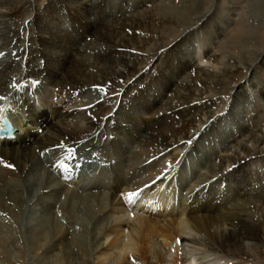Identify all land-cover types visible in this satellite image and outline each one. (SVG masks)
<instances>
[{
	"label": "bare ground",
	"instance_id": "6f19581e",
	"mask_svg": "<svg viewBox=\"0 0 264 264\" xmlns=\"http://www.w3.org/2000/svg\"><path fill=\"white\" fill-rule=\"evenodd\" d=\"M119 1L46 0L41 5L42 2L35 0H0V94L9 93L13 88L22 89L20 85L24 90L25 81L32 78L39 79L37 83L58 87L52 97L62 93L63 99L58 110L53 109L56 106L54 100L49 110H39L33 97L28 96L19 100L18 108L3 109L0 106V126L3 125L2 117L7 116L17 127L11 137H4L5 134L0 137V264H25V241L20 227L26 204L31 212L39 207L42 216L32 227L27 224L29 228L26 229L33 264H92L91 251L98 264H132L129 259L133 257L144 264H163L164 261H169V264H196L197 257L189 250H182V243L191 241L185 237L190 230H206L208 241L204 243L210 245L209 249L225 252L224 255L229 257L246 255L242 247L245 238L264 243V216L251 218L241 210L239 205L243 204L238 201L239 197L259 200L264 196L261 185L264 134L251 130V122L255 118H250L251 122L241 127L242 135L249 134L248 139H252V147L238 140L224 146L226 151L237 150L229 158L213 152L208 154V162L202 163L201 168L206 165L209 174L198 171L195 176L194 173V180L182 185L189 193L175 194L176 188L170 176L174 173L178 157L175 151L186 140L192 141L195 136L200 138L205 134L207 127L203 126L200 113L206 118L212 117L211 112L202 106L209 98L199 93L189 96L190 84L183 86L181 83L176 89L186 69L181 61L176 64H172L170 59L160 62L156 69L165 76L164 83L159 82L160 90L156 84L147 86L144 81L151 73L148 75L149 70L142 61L149 49L145 36L156 34L146 26L140 27L144 22L140 13L141 9L147 8L145 3L151 0ZM56 2L69 3L68 9L75 13L73 25L82 26V35L77 32L78 27L71 33L64 28L55 8ZM85 10L86 15H80ZM99 24L105 28L100 34L109 37L111 47L106 44L96 49L93 47V60L90 61L91 49L87 46L82 48L79 43L88 33L96 32ZM132 25L151 33L126 36L121 27L131 28ZM25 30L29 31L28 35H25ZM100 34L96 35L97 38ZM34 42L39 43L35 50ZM156 46L159 47L158 44ZM190 58L191 67H195L194 61L201 60V48L197 47ZM262 62L264 64V58ZM120 66L123 69H119ZM252 76L245 79L246 83L250 82L249 86L255 84ZM94 86H103L106 93L94 91ZM249 86L245 83L238 85L233 97L247 95ZM126 92L131 94L127 107ZM82 95L89 97L88 105L82 102ZM257 95L264 100V90ZM43 97H40V102ZM76 97L80 103L74 101ZM117 109L120 110L119 115ZM142 118L145 120H138ZM103 135L107 136L104 138ZM77 148L81 149L80 152L73 150ZM70 153L75 154L72 159ZM171 153L174 154L173 160L167 163L164 157ZM88 154H95L99 165L107 161L109 166L97 167L101 168L98 174L86 177L80 174L79 180L71 173L74 174ZM257 159L262 162V173L256 171L253 177L250 165ZM217 162L221 171L230 164L226 172L228 177H224L236 184L237 200L230 202L226 197H220V204H201L197 199L204 184L220 181L216 176L217 166L214 167ZM9 164L12 167H7ZM33 168L46 173V182L40 186L42 194L39 192V197H34L29 184ZM59 172L62 176L58 175ZM192 192L193 197L190 196ZM130 193L135 195L130 196ZM76 201L79 204L75 205ZM133 202L137 206L143 204L145 210L141 212H146V215L131 213L129 208ZM226 204L238 209L237 212L224 211ZM79 205H83L92 217L94 232L91 233L94 235H91V245L90 241L89 244L77 242L68 225L64 227L63 222L57 219L58 214L63 218H74ZM161 208L160 212L158 209ZM149 209L156 213L151 211L147 214ZM200 210L205 214L199 216ZM159 213H163L161 221L154 220L152 216ZM214 224L227 225L228 233L213 237L207 229ZM260 255L261 261L250 264H264V251ZM123 258L126 260L122 261ZM199 258L202 260L200 264H220L222 259L207 256L203 261L204 257Z\"/></svg>",
	"mask_w": 264,
	"mask_h": 264
},
{
	"label": "rangeland",
	"instance_id": "374dc122",
	"mask_svg": "<svg viewBox=\"0 0 264 264\" xmlns=\"http://www.w3.org/2000/svg\"><path fill=\"white\" fill-rule=\"evenodd\" d=\"M35 1L42 2L41 3L42 5L46 0H35ZM116 1L118 2L119 0ZM151 1H147L145 3L144 7L147 8H143L144 10L141 9V13H140L141 17L144 20L143 24L140 27L146 26L147 29L153 30L156 34L153 35L152 33V35L147 34L145 36V39H148L146 40V42L149 46L148 50L150 51L146 50L147 52L146 56L142 61H144V63L146 64V68L149 70L148 75L151 73V76L149 77L148 80L144 82L147 84V86L149 84V87H151L153 84H156L160 90L161 86L159 85V82L164 83L165 76L161 71L159 70L157 71L156 69L157 65H159L160 62H164L167 59H170V61L172 60V64H176L178 61H181L182 65H184L183 67H185L186 69L184 71V74H182L183 79L182 77L180 78V80H178L177 78L179 83H177L178 86H176V89H179L177 87H179L181 83L183 86L184 85L188 86L190 84L192 88L190 90L191 95L189 96H192V94L195 93H199L205 96L206 99L209 98V100L204 104H202V106H205L206 109H208L212 114L211 118H206L202 113H200L203 119V126L207 127V128L205 127L207 129L205 134L203 136H200V138L195 136L194 139H192V141L189 140L190 143L189 141L186 140L183 144L178 146L177 150L175 151V154L178 156L177 157L178 159L177 158L175 159L176 161L175 163L176 166L174 165L175 174L171 173L170 176L171 179H173L176 188V189L174 188L175 194L181 195V193L182 194L189 193L186 189L182 187V185L184 186L186 184L191 183L192 180H194L192 179L194 173L195 176L198 174V171H201V173L203 174L204 173L209 174L206 165H204L203 168H201L202 163L208 162L207 161L208 154L213 152L214 155L219 154L218 156H221L222 158H229V156H233L237 152V150L232 149V151L231 150L226 151L224 150V146H226V144L230 145L232 143H235L238 140L239 143H244V144L246 143L248 146L251 147L253 146L252 139H248L249 134L242 135L243 130H241V127L251 122L250 118H255L254 121L251 122L252 123L251 130L257 131L258 133L262 132L264 134V100H262L257 95L260 93V91L264 90V64L262 62V59L264 58V0H186V1L151 0ZM56 5L55 8L57 10V13L62 18L61 22L63 23L64 28L69 30V33H71L74 31V28L78 27L79 30L77 29L78 30L77 32L80 35H82V33L84 32L82 26L75 27L73 25L72 19L75 13L70 11V9H68L69 8L68 6H70L69 3L67 2V4L63 5L61 2H56ZM80 15L83 16L86 15V10L83 13H80ZM28 18L29 17H27L26 19ZM181 18L183 20H181ZM116 28H118V25H116ZM121 29L127 33L126 34L124 32L126 36L130 35V37L138 33H139L138 35L144 36L142 32L151 33L150 30H148L149 32H146L141 28L138 29L136 25H132L131 28L130 26L129 28L121 27ZM103 31H105V28L102 29L100 25V27L96 30V32L88 33L85 40L79 43L80 47L84 48L87 46V48L91 49V51L90 49L86 51L88 52L87 54H89L90 51V55H92L90 58L87 56V58H89L90 61L93 60V55H94L93 51L96 48H99L101 45L103 46L104 44L109 45V47H111V44L109 42L110 39H108L109 37L105 38L106 35L100 34ZM28 33L29 31L25 30V35H28ZM98 34L101 35L99 38H97L96 36ZM38 44H39L38 42H34V44L32 45L33 50H35V48L39 46ZM157 44L159 45V47L156 46ZM113 45L115 46L114 43ZM93 47H95V49ZM156 47H158L157 51H156ZM197 47L201 48V60L194 61L195 67H191L192 65L190 64L192 59L190 58V56L193 55ZM204 54L206 55L205 56L206 58L204 57ZM237 66L238 69H236ZM119 69H123V67L120 66ZM250 76L253 77L252 79L255 82V84L249 86L248 84H250V82L246 83L245 79L247 77L249 79ZM151 79L153 80L155 79V80L150 82ZM38 81L39 79L36 81L35 79L28 78V80L25 81L26 86L24 90H23V86L20 85V88L22 89L15 90V88H13L9 93L0 94V98H1L0 106L3 109L18 108L20 106L19 103H21L19 100H22L25 96H28V97H33L35 107L38 108L39 110H46V109L49 110L50 109L49 105L52 100H54L55 102L54 104H56V106L53 107V109L58 110V108L62 106V102H63L62 93H60L58 96L52 97V93L54 91H57L58 87H53L52 85L46 83L40 84L37 83ZM120 83L122 84V80L119 81V85ZM244 83L246 86H249L248 87L249 90L247 91L248 93H246L247 95H244L243 97H239V98H234L233 96L237 86ZM115 88H116V84H115ZM112 89L114 90V86L112 87ZM13 93H15L16 95L15 98H13ZM42 95L44 97L42 98V102H40V97ZM130 95H131L130 92H126V101H127L126 107L128 106V104H130L129 102ZM82 96L84 97L82 98L83 99L82 102L89 104L90 103V101H88L89 97L87 98L84 95ZM78 97H76L74 101L78 100L79 99ZM45 98L46 101H43ZM80 101L81 100H78L79 103ZM116 111L117 113L120 112V110L118 109ZM117 115H119V113ZM143 116L146 117V115ZM138 120L144 121L145 118ZM24 121L26 122V119H24ZM24 121H22V124H25ZM105 127L108 130V126ZM105 136L107 135H103L104 138ZM1 144L2 141L0 140V145ZM88 149H89L88 152L90 153L91 147ZM73 150L74 151L78 150L77 152H80L81 149L77 148ZM68 154L69 153H67V155ZM73 155L75 156V154ZM88 155L89 156L87 158V162H89V160L91 159L95 160L94 157L95 154H91V155L88 154ZM173 156L174 154L172 153L167 154V156L164 157V160L167 163H170L173 160L172 159ZM67 160H69V158ZM95 161L91 165H88L87 163L85 164L80 163L81 166L78 167L76 170H78L79 172L81 169L82 172L81 176L84 175V177H86L85 175H90L93 173L98 174L101 168L98 169L97 167H101L102 165L104 167L109 166V163L107 161H102V165L98 164L100 161H98L97 164L95 163ZM260 161H261L260 159H257L251 162L252 164L250 165V167L252 168L251 171L252 175L256 171L262 173V169H261L262 162ZM214 164H215L214 167L217 166L216 176H218L217 179L220 181L215 182L214 184L212 183L204 184L203 188H201L202 191L200 192L199 195L200 197H198L197 200L199 203L205 205H208L210 203L220 204L219 200L221 198L226 197L230 202H233L234 199H236V193L234 191L236 190L235 189L236 184L232 181L225 180V177H228V174L226 172H228L229 170L228 168H230V164L229 165L227 164L226 169L225 170L223 169L224 171H221V169H219L218 162L217 164L216 163ZM65 168H68V166L67 167L65 166ZM34 170L36 171L37 169L33 168V172L30 174V176L32 177H30L31 179L29 180V184L30 187L33 189L32 192L35 195L34 197H39V195L42 194L40 186L42 187L44 185L43 183L46 182V179H44L46 178V173H44L42 170H37L36 171L37 174H40L37 175ZM92 170H95V172H91ZM42 174L43 175L45 174V176L43 177ZM255 176L256 175H253V177ZM262 177L263 179L261 181V185L263 184L262 186L264 190V172ZM78 179L80 180V175ZM222 179H224V181ZM32 180H35V182L34 181L33 182L36 184H34ZM179 181L182 182L181 185L178 183ZM177 183L179 187L176 186ZM72 187L74 188L75 185H73ZM170 187L172 189L171 184ZM255 187L257 188L258 184H256ZM75 189L77 190L78 188ZM110 191L112 192L113 189H111ZM39 192L41 194H39ZM205 193L207 196L206 195L203 196V194ZM193 194L194 192L190 193V196L193 197ZM60 198L62 199L63 195ZM261 199L259 200L255 198L249 199L248 197L245 196V197H239L238 201L239 203L241 202L243 204V206L239 205L242 207L241 210H245L251 216V218L253 217L254 219L255 218L261 219L264 216V210H263L264 196ZM76 204L79 203H77L76 201L75 205ZM79 207L80 209L75 211V214L77 216H75L74 218H70V219H67L65 217L63 218L59 214L58 217L57 216L56 217L58 221H60L61 223L63 222L64 227L68 225V229L70 228L71 233L76 238L77 242L80 241L79 243L82 244V243H88V241H90L89 243L91 245V239L92 236L94 235V233H91L94 232L93 231L94 224L92 221V217L89 214L90 212L86 210L83 207V205H79ZM38 208H35L36 211L34 210V212L32 211L33 212L32 213L30 208L27 207L26 204L23 210L24 213L22 217L23 221H21V227H20V229L21 228L22 229L20 231L21 234L23 233L22 234L23 240L25 241L24 243V249H25L24 253L26 252L25 264H33L32 260L30 259L32 258L31 257L32 255L29 248L30 243H28L29 239L27 237L28 235L26 233V229L32 227L34 223H37L42 218L39 212L40 210ZM224 208H225L223 209L224 211H227L229 209L228 211L230 212H237L238 210L230 206V204H226V207ZM259 208L262 209L263 211L260 210ZM129 210L131 213H138V214L140 213L142 215H146V212H141L142 210H145L143 209V204L137 206L136 203L133 202V205H130ZM158 210L161 212L162 208ZM151 211L153 213H156L154 209H149L147 214ZM197 214L199 216H202V214L204 215L205 212L200 210ZM214 215H216V213ZM37 216L40 218H37ZM162 216L163 213L161 214L159 213L152 216V218L154 220L161 221ZM27 224L29 227L27 226ZM83 224L87 225V227H85V225ZM160 224L162 223L160 222ZM215 225L216 224L210 227L208 226L209 229L206 228L211 233V235L213 234L212 235L213 237L218 238L220 234L228 233L229 228L227 225L226 226L216 225V228H214ZM90 228L92 230H90ZM86 230L87 232L89 231L90 233V236L88 237L86 235L87 234L89 235V233H87ZM68 232L70 231L68 230ZM81 234L83 237L85 236L86 237L83 238ZM185 237L186 238L188 237V239L189 240L191 239V241L183 242L182 250L184 249L185 251L189 250L190 252H192L193 255L197 257L195 258L196 264H200L202 262L201 258L199 257H204L203 261H205V259H207V256L208 258H212V259L214 258L218 259L221 257L222 259H220L221 260L220 264H250V263H255L259 260L261 261L260 253L261 251H264V243L258 240L245 238L242 240V247L243 250L246 252V255L229 257L230 255L227 254L224 255L225 252L219 250L213 251L209 249L210 245L204 243L205 240L208 241L207 231L204 229H201L200 231L194 230L192 232L190 230V233L187 234ZM26 240H28V242ZM99 241L101 243L102 240L100 239ZM90 247L94 248L93 246ZM92 252L93 251H91L90 254V259L92 261V264H98L95 258V254L94 252L93 253ZM171 253H173L172 255H174L175 252L171 250ZM125 260L126 258H123L122 261ZM129 261L132 264H144L143 262L134 259V257L131 260L129 259ZM164 263H166V261H164ZM122 264H125V262H123ZM166 264H169V261H167Z\"/></svg>",
	"mask_w": 264,
	"mask_h": 264
},
{
	"label": "snow or ice",
	"instance_id": "6c2138e0",
	"mask_svg": "<svg viewBox=\"0 0 264 264\" xmlns=\"http://www.w3.org/2000/svg\"><path fill=\"white\" fill-rule=\"evenodd\" d=\"M93 90L101 92V93H106V89L103 86H94ZM189 143H190V141H189ZM7 167H12V165L9 164V165H7ZM129 195L131 196V195H135V194L130 193Z\"/></svg>",
	"mask_w": 264,
	"mask_h": 264
}]
</instances>
